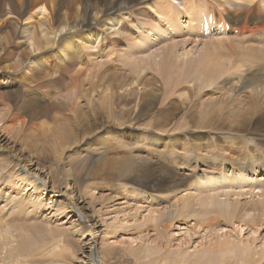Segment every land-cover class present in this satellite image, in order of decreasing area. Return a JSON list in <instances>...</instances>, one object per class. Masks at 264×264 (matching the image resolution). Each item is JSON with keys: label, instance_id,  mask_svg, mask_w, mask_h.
<instances>
[{"label": "bare ground", "instance_id": "bare-ground-1", "mask_svg": "<svg viewBox=\"0 0 264 264\" xmlns=\"http://www.w3.org/2000/svg\"><path fill=\"white\" fill-rule=\"evenodd\" d=\"M29 5L48 15L20 25ZM257 33L264 0H0V264H264L253 236L264 229V154L243 133L264 136V44L245 45ZM179 37L205 42L180 69L169 41L159 59L79 71L89 50L122 40L136 53ZM233 45L246 53L234 57ZM154 98L155 114L183 110L175 127L137 124ZM127 127L167 165L136 153L120 172H87L108 146L131 148ZM100 128L110 138L87 143ZM192 132L211 142L192 144ZM209 160L210 175L189 182L184 171ZM115 230L131 236L112 245Z\"/></svg>", "mask_w": 264, "mask_h": 264}, {"label": "rangeland", "instance_id": "rangeland-1", "mask_svg": "<svg viewBox=\"0 0 264 264\" xmlns=\"http://www.w3.org/2000/svg\"><path fill=\"white\" fill-rule=\"evenodd\" d=\"M36 10V11H35ZM49 9L47 7L46 11H39L36 8H33V6L29 5L27 8L26 13L23 15L22 20L20 23V25H26V24H32L35 21L40 19H43V17L45 15H48ZM64 12V11H63ZM66 17L69 16V12H67ZM215 18H217L216 15H214ZM25 20V21H24ZM182 21H187V18L183 17L181 19ZM226 26H231L232 23H226V21H224V19H221ZM181 21V23H182ZM218 27V24L216 22H214V30H212L211 34H215L216 36H219L217 33L218 31L216 30ZM210 35V34H209ZM208 35V36H209ZM238 35V36H237ZM255 36H253L252 39H249L250 42H248L245 45L248 44H253V45H257L259 47L262 46L264 44V33H257L254 34ZM228 36H230L231 38L240 41L241 37L240 34H236V31H230L228 32ZM117 38V37H116ZM149 38V37H148ZM173 38V37H170ZM180 38V37H179ZM22 38H19V40H21ZM118 39V38H117ZM181 38L180 39H159V42H154V45L152 47H150L147 51H140V52H128V46L127 43L120 40L121 43L117 44L114 43L113 44V48H110L109 46L103 47L100 50H89L88 52H85L80 67H79V71L81 73H87V72H92L94 69H98V68H106L109 72V68H111L112 65H120L122 62L127 63V61H131L132 59H137L140 57H148V55L150 54V56H155L157 57V59H159V54L160 51L168 46V44L170 42L173 43H177V47L175 48L174 52H175V59L178 61L175 62V67L177 69H180V67L183 66H187L189 63L188 57H183L181 54H183L186 51H191V55L189 57H195L199 52L202 51V44L205 42H193V43H187V44H183L181 43ZM262 40V42H261ZM170 41V42H169ZM194 41V40H193ZM192 42V41H191ZM208 42V41H206ZM263 43V44H262ZM194 45L195 48L190 49L191 46ZM235 45H233V54L235 53L237 56L239 55H243L244 53H246V49L242 48V47H234ZM110 49H114L115 52H109ZM237 50V51H236ZM241 51V52H240ZM244 52V53H243ZM234 54V57H236V55ZM233 57V58H234ZM115 59V61H114ZM117 59V60H116ZM185 61H188L187 63H185ZM117 62V63H116ZM113 63V64H112ZM177 64V66H176ZM180 66H179V65ZM117 71H119L118 69H116ZM152 74H155L152 70L148 69V73L146 74V76L150 77ZM156 75V74H155ZM157 76V75H156ZM10 90H18L17 86H13L12 88H10ZM3 104H8V101H4ZM177 104V103H175ZM179 105V104H177ZM4 105L0 104V112L2 113L3 110L5 109ZM162 107L161 105V99L158 98H154L151 102V111L152 114L150 115V118H145V119H138L137 124H140L142 122V120H144V124L147 122V120H151V121H170V125H173V127L176 126L177 122L175 121H179L182 118V113L183 110H175L174 108H169L167 110H164L160 115L159 114H155L159 111V109ZM179 112V113H178ZM175 122V123H174ZM174 123V124H173ZM143 124V123H142ZM149 125H151L150 123H148ZM160 126V124H158ZM165 126V125H164ZM127 129L125 132L127 133V141L126 143L128 144H133L131 146V148H119L116 145L113 146V150H112V146H108V149L106 150L108 153L102 155V157L98 160L92 163L91 166H89V169L86 171L89 173H100V172H104L106 174L108 173H115V172H120L121 167H122V163L125 160V157L128 156H132V155H136V153H142L144 154L146 157L150 156L152 158V162L156 165V166H160L161 168H164V165H167L165 163H162L164 160L169 162V160H171V157L169 154H165V157L163 156L162 158H154L152 157V155L149 153L147 149V147L145 149H142L139 146V144H141L139 141H136V139L138 138L139 134L135 132V128H125ZM124 129V130H125ZM170 131V130H169ZM213 132V130H209L208 133ZM136 133L134 136L133 134ZM207 133V134H208ZM243 133H246V135H248L247 137L250 138H254L258 147L255 148H261L263 150V152H261V154H264V136H259V135H255L254 133L248 132V131H244ZM207 137H210V135H207ZM235 134L231 135L234 136ZM89 140L87 141V143H91L93 140H104V139H108L110 138V135L104 131L103 128H100V130L98 132H96L94 135L92 136H88L87 137ZM186 138L189 142H191L192 144H196V145H208L211 141H208L207 138H205L204 136H199L198 134H196L195 132H192L189 135H186ZM126 139V138H125ZM136 141L135 143H133V141ZM219 139L218 137H216L213 141L217 142ZM163 144H167V140L163 139L162 140ZM142 145V144H141ZM205 145V147H206ZM261 146V147H259ZM205 147L203 149H205ZM150 148V147H149ZM110 149V150H109ZM118 149V150H116ZM205 152V151H204ZM147 153V154H145ZM68 154V155H67ZM70 152L66 153V158L74 159V155H69ZM73 156V157H72ZM207 161L206 159H203L201 162H205ZM43 163V162H42ZM134 164H136V160H134ZM171 163H169L170 165ZM212 162L211 160H209L206 163H203V165L199 166L197 170L193 171V172H188V171H184V173L186 174H190L187 176V178L189 179V182H193L196 180V176L202 172V176H209L210 175V169H215V168H211L213 167V165L211 166ZM211 166V167H209ZM60 167H64L63 164L60 165ZM174 170V172H180L181 173V169L182 167L179 166V164H173L171 166ZM217 168V167H216ZM200 171V172H199ZM133 185L137 188H139L140 186L137 183H131L129 182V185ZM96 208L99 207L98 204H95ZM126 212H128V214H133L131 210H129V208H126ZM146 211H139L138 213H136L135 215V219L137 220V222H139L142 218V215L145 214ZM132 221V218H130L128 220V223H130ZM110 230V228H109ZM131 236V234L128 233H124L123 231H113L111 233H109L108 235H106V239L108 240V242H110L112 245H119L122 241H124L127 237ZM255 236V240H254V244H259L264 240V229H260L258 230V232L256 233ZM240 237H243V239H248L251 238L250 233L245 230L242 231L240 234ZM180 238V237H179ZM152 238H150L151 240ZM198 240V239H196Z\"/></svg>", "mask_w": 264, "mask_h": 264}]
</instances>
